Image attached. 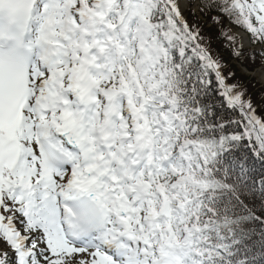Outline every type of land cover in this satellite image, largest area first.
Masks as SVG:
<instances>
[{"label":"snow or ice","instance_id":"6c2138e0","mask_svg":"<svg viewBox=\"0 0 264 264\" xmlns=\"http://www.w3.org/2000/svg\"><path fill=\"white\" fill-rule=\"evenodd\" d=\"M0 264H264V0H0Z\"/></svg>","mask_w":264,"mask_h":264}]
</instances>
